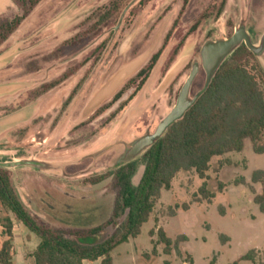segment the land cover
Listing matches in <instances>:
<instances>
[{
  "label": "rangeland",
  "instance_id": "rangeland-1",
  "mask_svg": "<svg viewBox=\"0 0 264 264\" xmlns=\"http://www.w3.org/2000/svg\"><path fill=\"white\" fill-rule=\"evenodd\" d=\"M111 1L40 0L0 45V57L16 47L0 62V87L10 88L0 96V162L52 164L47 171L9 169L15 193L38 223L68 239L100 227V235L80 241L88 245L110 237L122 221L108 224L116 189L107 174L170 112L194 63L199 69L189 98L204 88L199 54L204 43L227 39L241 26L254 46L264 35V0H188L185 6L184 0H120L113 16L99 25ZM24 9L9 0L0 24L22 16ZM161 48L140 90L119 109L140 79L119 100L112 101L114 95ZM257 59L264 70V51ZM51 83L56 86L46 91ZM136 161L133 186L143 171L141 159ZM258 169L264 170V155L254 154L248 140L240 153L213 158L206 173L207 189L215 194L211 203L195 202L202 181L193 171H181L140 234L110 254L113 264H188V256L193 264H252L239 261L250 251L256 263H264V215L252 202L260 186L250 182ZM182 205H189L188 211ZM6 215L0 206V218ZM157 228L170 239L184 235L186 241L169 256L155 245L153 257L157 237L148 232ZM14 229L11 264H34L30 255L38 239ZM1 230L0 248L6 239Z\"/></svg>",
  "mask_w": 264,
  "mask_h": 264
},
{
  "label": "trees",
  "instance_id": "trees-1",
  "mask_svg": "<svg viewBox=\"0 0 264 264\" xmlns=\"http://www.w3.org/2000/svg\"><path fill=\"white\" fill-rule=\"evenodd\" d=\"M17 1L25 8L24 13L0 24V45L18 28L26 14L40 2ZM119 1L110 2L106 12L97 21L99 25H104L113 16ZM187 2L188 0L183 1L184 6ZM168 38L169 33L165 36L162 47ZM161 50L162 48L114 95L112 101L119 100L128 86L140 79L119 109L131 101L140 90L155 66ZM53 86L56 84L51 83L44 89L48 91ZM71 98L70 96L67 101ZM102 111L104 107L96 113ZM245 140L250 142L254 154L264 155V70L257 55L242 43L221 63L210 82L196 95L183 116L169 125L162 136L156 138L150 147L136 157L141 159L143 166L136 186L131 183L138 167L136 158L128 162L119 160L115 169L107 174V177L113 179L116 189L112 218L108 224L115 225L117 220L122 219L118 228L116 227L115 232L107 239L97 244H83L80 242L82 239L100 235V227L80 232L77 238L72 240L62 232L38 223L15 193L9 170L0 168V206L7 214L0 218L1 234L6 237L0 248V264H11L14 226L24 229L38 239V244L30 255L34 264H113L110 254L119 245L135 239L140 234L141 227L149 220L162 192L170 191L174 178L181 171H193L202 181L194 196L195 202L211 203L215 194L207 189L206 173L212 159L228 153H240ZM225 163L229 165L228 161ZM104 178L105 176H102L99 180ZM250 182L260 186V192L254 195L252 202L260 213H264V170L253 171ZM235 184L241 183L239 181ZM223 188L224 185L219 184V192ZM188 206L182 205L181 210L188 211ZM178 208L177 205L174 207ZM174 215L171 211L170 217ZM148 235L150 238L154 235L157 237L150 253L153 257L158 255L155 245H161V254L169 256L172 251H178L181 242L186 241L184 235L177 236L174 240L168 238L163 228L150 230ZM253 252L246 253L239 261L258 264L254 260ZM187 259L188 264H193L189 256ZM232 264H237V261Z\"/></svg>",
  "mask_w": 264,
  "mask_h": 264
},
{
  "label": "water",
  "instance_id": "water-1",
  "mask_svg": "<svg viewBox=\"0 0 264 264\" xmlns=\"http://www.w3.org/2000/svg\"><path fill=\"white\" fill-rule=\"evenodd\" d=\"M244 44L252 53L260 55L264 46V35L260 39L258 46L252 45L249 36L247 35L244 27H239L234 33L227 39H217L214 41H208L200 49V61L201 67L205 72L206 83L210 82L213 74L216 72L221 63L241 44ZM16 47L10 49L7 53L0 57V62L10 56ZM199 66L194 63L191 70L183 83L176 103L170 112L161 120L157 125L155 131L144 137L137 139L133 142L124 152L121 157L122 162H128L137 156H139L145 149L150 147L156 138L163 135L166 128L176 120L180 119L186 110L192 105L196 96L192 99L189 98L190 89L192 83L198 73ZM10 88L7 86L0 87V96L9 92ZM20 116L18 115L17 118ZM1 125V123H0ZM19 167H31L39 171H47L54 169V166L50 163L34 160V159H20L9 162H0V168L2 169H14Z\"/></svg>",
  "mask_w": 264,
  "mask_h": 264
},
{
  "label": "crops",
  "instance_id": "crops-1",
  "mask_svg": "<svg viewBox=\"0 0 264 264\" xmlns=\"http://www.w3.org/2000/svg\"><path fill=\"white\" fill-rule=\"evenodd\" d=\"M8 2H9V0H0V11H2V10H5L6 8H7V6H8ZM4 162H9V161H4ZM261 214H263L264 215V213H261ZM15 227H17L18 229H20L21 231H22V233L24 234V232H25V230L24 229H22V228H20V227H18V226H14L13 227V229H12V235H13V230H15L14 228ZM14 236V235H13ZM38 244V243H37ZM36 244V245H37ZM36 247V246H35ZM85 264H89V263H85ZM95 264H98V263H95Z\"/></svg>",
  "mask_w": 264,
  "mask_h": 264
},
{
  "label": "flooded vegetation",
  "instance_id": "flooded-vegetation-1",
  "mask_svg": "<svg viewBox=\"0 0 264 264\" xmlns=\"http://www.w3.org/2000/svg\"><path fill=\"white\" fill-rule=\"evenodd\" d=\"M260 42V41H259ZM259 44V43H258ZM263 51H264V46H263V49H262V51H261V53H263ZM258 56V55H257Z\"/></svg>",
  "mask_w": 264,
  "mask_h": 264
}]
</instances>
